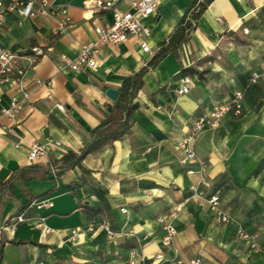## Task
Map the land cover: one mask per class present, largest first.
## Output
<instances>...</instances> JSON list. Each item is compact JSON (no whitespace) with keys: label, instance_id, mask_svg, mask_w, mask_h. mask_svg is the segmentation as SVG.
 <instances>
[{"label":"crops","instance_id":"crops-1","mask_svg":"<svg viewBox=\"0 0 264 264\" xmlns=\"http://www.w3.org/2000/svg\"><path fill=\"white\" fill-rule=\"evenodd\" d=\"M9 1L0 0V44L30 53L17 58L26 100L14 119L0 117V179L11 181L0 195V264H123L134 246L143 256L134 264H264V0H210L187 40L142 76L129 133L57 178L49 166L59 167L108 115L113 99L106 89L118 90L125 76L146 65L193 0H160L157 11L141 19L149 36L103 44L96 65L77 72L60 55L73 58L95 39V24L112 21L111 11L87 7L86 0H50L66 5L60 28L58 16H22L7 9ZM127 7V1L119 5ZM144 39L147 48L140 45ZM32 47L41 52L33 56ZM252 72L260 74L254 83ZM183 75L189 89L179 93ZM235 90L243 92L241 113L229 112L195 136L203 163L184 160L178 141ZM12 96L21 91L0 83V107ZM32 141L47 143L48 151L28 162ZM211 195L228 221L214 219ZM40 197L52 206L29 205ZM20 213L25 220L12 226ZM161 213L176 228L169 245L162 241ZM102 219L127 235L108 238L104 230L88 229ZM238 227L253 239L238 237Z\"/></svg>","mask_w":264,"mask_h":264},{"label":"built area","instance_id":"built-area-1","mask_svg":"<svg viewBox=\"0 0 264 264\" xmlns=\"http://www.w3.org/2000/svg\"><path fill=\"white\" fill-rule=\"evenodd\" d=\"M127 1V9L121 10L119 5ZM160 0H86L85 5L87 7L96 8L104 11H111L112 21L107 24L97 23L93 26L95 32V39L88 40L81 44L77 54L73 58H67L64 54L60 55V58L65 61V64L73 71H81L89 67L96 65V56L100 50L101 45L106 43H119L124 41L130 35L135 36H149L150 29L148 26L141 23V19L147 15L154 14L159 6ZM8 10H14L22 16L35 17L37 15H52L58 16V25L63 28V21L67 19V8L64 4L53 3L50 0H10L7 6ZM4 19V13L0 12V23ZM141 47L147 48L146 40L141 41ZM32 55L36 56L41 51L38 47H32ZM19 53L6 48L0 44V83L7 82L21 91V97L12 96L9 105L6 107H0V117L7 116L9 119H14L20 109L21 103L26 100L27 91L24 88L25 70L17 63ZM260 74L258 72H252L249 77V82L254 83L257 81ZM181 86L178 89L179 93H185L189 89V76L183 75L181 77ZM243 100V92L241 90H235L232 97L227 101L214 106L210 111L197 117L189 134L177 143L178 148L183 152L184 160H198L203 163V160L198 158L193 147V140L195 136L204 128L217 125L218 121L227 113L232 112L234 114L241 113ZM58 144L57 141L54 142ZM47 143L32 141L28 145L26 159L28 162H33L41 156L47 154ZM51 175L57 178L55 172V166H49ZM193 193H197L196 186H190ZM211 204V208L214 211V219L219 222L228 221L227 214L221 212L216 208L218 201L217 195H211L208 199ZM30 206H34L37 209L48 208L52 206V201L49 197H40L32 199L29 202ZM180 206L177 207L179 209ZM171 215V214H170ZM25 217L22 213L14 217V226L17 222H22ZM158 222L164 230V236L162 241L165 245H169L172 241V237L176 233L175 226L169 222V215L161 213L157 217ZM35 226L43 229L44 232H49L50 228L43 225L41 222H36ZM88 229L92 232L98 230H104L108 238H115L119 236L127 235V233L113 230L107 219H102L99 223H90ZM237 236L245 239L252 240L253 237L250 233L245 231L242 227H238L236 230ZM146 236H142L137 239V244L145 239ZM255 241H252V246H255ZM143 258L137 250V247H131L128 250L127 257L123 264H134L137 258ZM156 259H162V254H156ZM178 263H182L178 260ZM183 264H200L199 259H190L187 263Z\"/></svg>","mask_w":264,"mask_h":264},{"label":"trees","instance_id":"trees-1","mask_svg":"<svg viewBox=\"0 0 264 264\" xmlns=\"http://www.w3.org/2000/svg\"><path fill=\"white\" fill-rule=\"evenodd\" d=\"M210 0H193L187 7L181 21L172 29L166 42L162 44L151 56L149 61L137 71L125 76L117 90L116 98L113 100L108 115L92 128L88 133V138L77 151H67L62 157V163L55 167L56 176L74 164L80 165L83 157L99 149L101 146L113 142L126 133H129L132 125V112L137 107L134 100L137 90L142 85V76L152 68L166 53L175 51L176 48L185 42L190 31L195 27L196 20L199 17L205 5ZM30 50L19 52V54H28ZM188 70V69H183ZM202 73L203 71H197ZM50 172V169H49ZM11 181L0 179V195L9 186ZM1 250V248H0Z\"/></svg>","mask_w":264,"mask_h":264},{"label":"water","instance_id":"water-1","mask_svg":"<svg viewBox=\"0 0 264 264\" xmlns=\"http://www.w3.org/2000/svg\"><path fill=\"white\" fill-rule=\"evenodd\" d=\"M106 94L111 98V99H115L116 95H117V89L115 88H107L106 89Z\"/></svg>","mask_w":264,"mask_h":264}]
</instances>
